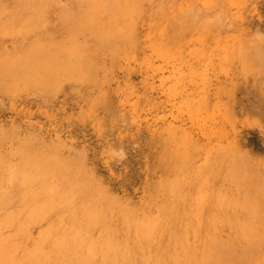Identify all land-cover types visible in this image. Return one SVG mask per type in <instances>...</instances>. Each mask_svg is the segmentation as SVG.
Masks as SVG:
<instances>
[{
	"label": "rangeland",
	"instance_id": "374dc122",
	"mask_svg": "<svg viewBox=\"0 0 264 264\" xmlns=\"http://www.w3.org/2000/svg\"><path fill=\"white\" fill-rule=\"evenodd\" d=\"M0 264H264V0H0Z\"/></svg>",
	"mask_w": 264,
	"mask_h": 264
},
{
	"label": "bare ground",
	"instance_id": "6f19581e",
	"mask_svg": "<svg viewBox=\"0 0 264 264\" xmlns=\"http://www.w3.org/2000/svg\"><path fill=\"white\" fill-rule=\"evenodd\" d=\"M65 19H67L66 21L71 22L72 20L74 21V17L71 14H66L65 16H63ZM82 19L79 22L78 20L72 22V30L70 31L71 34V38L73 37V35H77V34H81L84 31L89 32L90 34H100L102 31L105 30V28L101 25H95V24H84V22H87L88 19V15H87V11H84L81 15ZM83 21V22H82ZM25 148V147H24ZM23 149V147H22ZM17 151V150H16ZM21 151V150H20ZM2 179V178H1ZM151 201V200H150ZM177 211V210H175ZM175 213V212H174ZM173 215V214H172ZM173 218V216H172ZM173 220V219H172ZM171 220V221H172ZM170 222V221H169ZM41 225V224H40ZM133 227V226H132ZM131 227V228H132ZM169 227V226H168ZM166 228V227H165ZM167 231V230H166ZM169 231V228H168ZM166 233V232H165ZM131 234V233H130ZM165 237V236H164ZM153 254V253H152ZM156 255V254H155ZM154 258V257H153ZM152 259V258H151Z\"/></svg>",
	"mask_w": 264,
	"mask_h": 264
}]
</instances>
